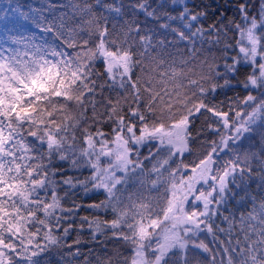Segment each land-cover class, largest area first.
I'll use <instances>...</instances> for the list:
<instances>
[{"label": "snow or ice", "instance_id": "snow-or-ice-1", "mask_svg": "<svg viewBox=\"0 0 264 264\" xmlns=\"http://www.w3.org/2000/svg\"><path fill=\"white\" fill-rule=\"evenodd\" d=\"M210 7L0 0V264H264V0Z\"/></svg>", "mask_w": 264, "mask_h": 264}, {"label": "trees", "instance_id": "trees-1", "mask_svg": "<svg viewBox=\"0 0 264 264\" xmlns=\"http://www.w3.org/2000/svg\"><path fill=\"white\" fill-rule=\"evenodd\" d=\"M58 2L68 3L70 2V0H58ZM133 2H135V0H133ZM143 2H145L148 5H151L152 7H155L156 4L159 2V0H143ZM239 2L240 0H189V3L210 5L211 7L208 9V11L210 12L215 10L216 6H219L221 9L225 7L232 9V11L228 12L229 16L235 15L234 9ZM21 3H23L26 6L31 5L32 7L39 8L41 5H45L46 7L47 0H21ZM47 14L48 13L45 11V15ZM139 18L144 19L143 15H141ZM229 95L234 96L236 95V93H229ZM220 99H223V96H221ZM196 126L197 128L203 127L204 118H201V120L197 122ZM204 135H207V133H204ZM257 140H259V137H257ZM84 174L87 175V172H85ZM250 185H251L250 192L254 194L257 190L256 184L253 182H250ZM145 193L147 194L148 191L144 190V194ZM92 195L93 194L91 192L88 193V196H92ZM155 196H156L155 193H152L151 195H149L148 193L146 197L150 199H154ZM75 198L78 203L81 202L82 200H87V202H94L92 200H88V197L85 196L82 191L77 193V196ZM98 199H102V197H98ZM69 203H71V201H69ZM101 219H103V217H101ZM217 223H219V221H217ZM81 239L82 241H87L88 237H82ZM208 240H211V236L208 237ZM69 242H71V240ZM90 249H92L91 254H90ZM117 249L122 250V246L115 245L110 237L105 238L101 236L99 237V240L95 242V244H90L86 242L82 243L81 244V255L79 256H69L67 255L66 250H61L64 254L61 256L53 255L52 259L58 262V264H65V261H68L69 264H85L86 258L94 259L95 257H97V255H100V256L113 255V257L115 258L114 254L117 251ZM194 264H195V260H194Z\"/></svg>", "mask_w": 264, "mask_h": 264}, {"label": "rangeland", "instance_id": "rangeland-1", "mask_svg": "<svg viewBox=\"0 0 264 264\" xmlns=\"http://www.w3.org/2000/svg\"><path fill=\"white\" fill-rule=\"evenodd\" d=\"M145 190L147 191V188H145ZM145 194H146V193H145ZM145 194H144V195H145ZM147 194H148V193H147ZM147 194H146V196H147Z\"/></svg>", "mask_w": 264, "mask_h": 264}]
</instances>
